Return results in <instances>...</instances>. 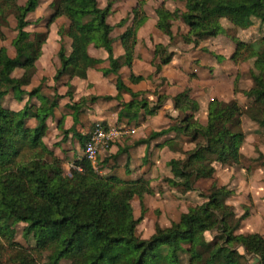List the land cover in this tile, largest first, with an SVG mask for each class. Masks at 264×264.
I'll list each match as a JSON object with an SVG mask.
<instances>
[{
    "label": "trees",
    "instance_id": "trees-1",
    "mask_svg": "<svg viewBox=\"0 0 264 264\" xmlns=\"http://www.w3.org/2000/svg\"><path fill=\"white\" fill-rule=\"evenodd\" d=\"M39 2L27 0L25 5H20L19 0H0L1 41L7 40L2 21L12 16L16 21V37L12 41L15 58L9 56L6 47H0V264H60L62 261L70 264H157L161 258L163 264H180V255L187 252L185 244L191 245L193 253L188 264H245L248 257L254 258L257 264H264V236L238 232L247 215L237 219L234 207L226 203L234 193L227 186L214 184L204 195L206 202L183 213L180 224L174 222L167 227L157 224L149 238L140 239L137 228L142 217L135 218L132 201L143 193H152L149 180L103 176L86 156L77 159L70 174L66 173L65 160L44 140L49 131L47 121L59 107L58 99L42 94L40 87L26 90L46 42V39H32L27 30L28 17L36 11ZM114 3L115 0H110L101 8L99 0H57L53 7L49 24L60 18L68 21L67 28L60 30V66L54 76L55 83L66 76L70 80H87L94 62L89 52L91 47L107 53L109 68L102 69L103 75L117 76L116 96L83 97L67 106L74 120L71 130L80 124L88 103L116 101L122 107L119 115L122 121L138 116L141 110H148L152 115L171 100L175 110L184 114L183 124L153 132L134 146L148 147L153 140L171 132L192 130L194 149L183 158L168 163L173 177L165 178L164 182L180 193L193 192L197 182L214 178L215 162L229 166L240 164L245 136L228 126L236 117L245 115L264 128V45L253 46L240 41L234 56L237 61L254 60L250 75L255 87L243 92L253 100L251 105L243 109L237 101L213 100L208 106L206 124H193L191 120L200 106L188 89L171 98L159 97L155 109L150 111L149 104L138 99L141 93H134L122 81L120 71L133 67L138 33L148 17L144 3L139 1L131 13V25H127L130 16L111 25L108 19ZM155 12L156 27L170 43L175 40L173 23L181 19L189 29L184 41L194 48L208 38L223 34V19L245 28L251 27L254 20L264 24V0H187L184 11H171L161 4ZM124 27V32L114 38V30ZM64 37L71 41L70 52L64 45ZM117 40L123 49L119 57L114 52ZM167 51L164 45H157L154 56L158 58ZM172 54H167L155 65L157 75L163 66L171 63ZM17 68L24 70L20 78L13 76ZM130 78L134 84L144 80L142 76L131 75ZM123 92L131 95L129 102H124ZM10 94L18 101L29 97L22 110L4 105L5 97ZM64 96L73 97V94ZM33 98L39 104L36 113H32ZM32 118L37 121L35 127L28 126ZM64 120L62 117L61 125ZM104 126L107 127L105 123ZM78 137L84 149L88 135ZM129 149L119 150L115 158L128 154ZM148 154L147 151L145 161ZM210 156L214 161L208 159ZM262 158L264 160V156ZM129 162L128 156L127 166ZM21 222L27 224L26 234L36 231V246L25 248L15 241L14 227ZM207 233L212 236L210 244ZM207 244L211 249L202 258L198 249L203 251Z\"/></svg>",
    "mask_w": 264,
    "mask_h": 264
},
{
    "label": "rangeland",
    "instance_id": "rangeland-1",
    "mask_svg": "<svg viewBox=\"0 0 264 264\" xmlns=\"http://www.w3.org/2000/svg\"><path fill=\"white\" fill-rule=\"evenodd\" d=\"M109 1L99 0V6L104 8ZM139 1L144 3V10L147 14L148 21L139 30L135 60L138 63L143 60V57L148 56L149 64L153 67V74L147 79L150 83L148 82L144 86L145 90L138 99H144L150 106L148 109H155L159 97L171 98L173 95L176 96V94L178 95L185 89L189 90L190 96L200 106L199 111L193 120H191L193 124H206L208 106L213 100L223 102L237 101L243 109L251 105L253 100L247 98L243 92L255 87L250 75V71L254 69V60L237 61L234 59V56L237 51V43L240 41L247 43V45H264V24L262 22L254 20L251 27L245 28L235 26L228 20L223 19L221 21L224 29L223 34L216 38H208L201 42L199 47L194 48L193 45L186 44L184 41V37L188 34L189 29L181 19L173 23L175 35L173 43H170L169 38L156 27L157 17L155 11L161 4H164L171 11L176 9L184 11L187 0H115L113 13L108 21L112 25H116L127 16H130L131 20L127 25H131V13ZM26 2L27 0H19L20 5H25ZM56 2L57 0H40L36 11L28 17L30 26L27 30L30 32L31 38H37L38 40L46 39V42L42 47V56L37 61L36 68L31 71L32 82L30 86L26 87L28 89L27 91H32L40 87L42 94L51 98H57L58 101H60V98H67L71 104H73V97L60 96L59 93H76L78 95L87 93V95H91L89 97H92L98 95V93L102 94L106 89V93H109L108 91L110 90L114 93L113 95H116L118 90L115 75H111L110 78L105 76L101 82L94 77L90 80H81L77 83V86H73L71 84L72 80L66 78L58 84L55 83L54 76L60 66L58 59L60 40L62 38L60 30L68 26V21L65 18H60L49 24ZM2 25L7 40H0V47H6L9 56L15 58V49L12 46V41L16 37L15 18L12 16L8 21H2ZM125 28L115 29L113 36L119 33L121 35ZM63 40L67 51L70 52L71 41L67 37H64ZM157 45H164L168 51L163 52L158 58H155L154 55ZM169 53H173L172 61L175 59L176 63L175 65H171V61L170 64L163 66V69L166 68L167 76L169 74L172 77L170 80L163 76L165 75L163 69L159 75L155 72V65L161 63L162 59ZM91 55L99 58L95 59L92 57L94 62L91 70L94 76L99 75L100 77L102 67L104 66L101 59L102 57H106V53L102 49L91 47ZM132 68H126L123 74L120 73V76L122 75V81L127 82L128 86L124 84L130 90L138 88V85L134 84L130 78ZM139 70L141 73L144 70V66H140ZM195 72L197 76L193 74ZM23 73V69L17 68L13 75L20 78ZM145 74L147 76V72ZM98 84H101V86ZM147 86L149 88L146 90ZM100 87L102 88L101 92L98 89ZM235 89H237V93H235ZM122 96L124 102H129L132 99L131 95L126 92H123ZM15 99L17 98L12 94L6 96L4 105L12 109H17L19 106L16 105ZM28 100V96L22 99V107L25 106ZM31 101L35 105L32 113H36L37 107L39 106L37 99H32ZM114 104L117 105V108L122 109L117 102ZM92 105V103H88L84 106V109ZM121 111L119 109V113ZM143 111L141 110L138 116H132L130 118L131 124H128L126 119L122 121L121 119L120 121L116 119V122L109 121L110 123L108 125L106 124L107 127L116 130L119 135L109 147L101 150L96 160L93 161L96 169L103 176L115 175L121 179L136 180L139 175H145L146 179L150 180L153 188L152 193H143L141 197H136L132 201L135 218L139 219L142 217L137 228V236L140 239L149 238L155 232L157 224L162 227H167L174 222L180 224V217L183 213L206 202L204 195L208 193L214 184L217 186H227L229 190L234 192L233 196L226 200V203L234 207L237 219L247 215L243 218L244 221L242 220L245 224L243 228H248L247 230L249 232L264 233V160L262 158L264 156V128L252 122L245 115L236 117L228 126L235 132H243L245 136V141L241 148L242 158L240 164L229 166L215 162L214 167L216 172L213 179L197 182L195 191L193 192L180 193L170 188L164 182L166 178L165 173L168 171L169 177H173L168 163L173 159L183 158L185 153L194 149L195 143L192 140V130L184 133L171 132L166 136L153 140L151 142L153 145L152 150L150 153L148 152V159L146 161L144 158L136 164L130 161L127 166L128 157L115 158L110 156L116 151L118 153L119 150L134 146V143L139 138H148L151 133L175 127L177 123L179 126L183 124L184 114L175 110L171 100H167L162 108L155 111L152 115L147 113L146 115H150V118L147 119L148 123L140 116ZM80 119L83 124L82 127L85 126L87 130L85 135L91 132L95 123H101L103 125L105 123L101 121L95 122L88 116L82 115ZM150 119H152V122H150ZM33 120L35 121V118L29 120V127L33 125ZM77 129L78 126L73 131ZM61 131L63 133V126L61 127ZM62 159L66 162V173L70 174V169L73 168L74 162L77 159H68L66 157ZM208 159L214 161L211 156ZM105 160L106 163L104 162ZM138 168L142 172L132 174ZM119 169L121 170L119 171ZM26 227L27 224L23 222L15 225V241L25 248H31L37 244V233L33 230L26 234ZM40 235H42V232ZM206 239L210 244L212 236L207 233ZM185 247L187 252L180 255V264H188L193 254L190 244H185ZM210 249L211 247L207 244L203 251L199 252L198 249V253L202 258H205ZM247 263L257 264L255 260L252 262L250 259L247 260ZM60 264H70V262L62 261ZM157 264H163L162 258L158 260Z\"/></svg>",
    "mask_w": 264,
    "mask_h": 264
},
{
    "label": "crops",
    "instance_id": "crops-1",
    "mask_svg": "<svg viewBox=\"0 0 264 264\" xmlns=\"http://www.w3.org/2000/svg\"><path fill=\"white\" fill-rule=\"evenodd\" d=\"M109 23H110V21H109ZM119 34L118 35H114L113 37L117 39L120 36ZM89 52L91 54V48H90ZM114 52H115V56L116 57H119V56H121L123 54V51H122V48H121V42L119 40H117L115 42V44H114ZM91 57H93L95 59H99L98 57H94L93 55H91ZM101 60L104 63V66L102 67V69L109 68V62L107 60V53H106V57H102ZM104 60H106V61H104ZM136 61L137 60H135V62H134L135 64H133L134 66L132 68L133 70H132L131 75H134L136 77L142 76L143 78H145V80L143 82H140L139 84H137L138 85L137 86L138 88L137 89H133L132 91L134 93H142L145 90V87L144 86H146L147 83L149 82L147 79H149V77L153 74V67L149 64L150 61H149V57L148 56H146L145 58L143 57V60L139 61L138 63H136ZM173 64L174 65L176 64L175 63V59L172 61L171 65H173ZM140 66H144V70L141 73H140V70H139V67ZM124 69H126V68H123L120 71L121 74L124 73ZM163 71L165 73V75H163V76L166 79H169L170 80L172 77L169 74L167 76L166 68L163 69ZM145 72H147V76H146ZM193 74L196 75V72L193 73ZM131 75H130V77H131ZM110 76L111 75H109L107 77L110 78ZM92 77L97 78V80H99L101 82L104 79L105 76L102 73H100V77H99V75L94 76L92 74V70L90 69L89 72H88V79L87 80H90ZM65 78L66 79H69L66 76V77L63 78V80H65ZM115 78L117 80V76ZM80 81H81L80 79L75 78V79H72L71 84L73 86H77L78 85L77 83L80 82ZM124 83L127 85V82L126 81H124ZM98 85L101 86V84H98ZM148 88L149 87L147 86L146 87V90ZM98 89L100 90L99 92L102 91V88L101 87L98 88ZM26 90H28V89H26ZM75 92H76V90H75ZM106 92L107 91L105 89V91L102 94L98 93V95H94V96L95 97H105V96L114 97V96H116V95H113L114 93H112L110 90L108 91L109 93H106ZM65 94L66 93H63V94L62 93L61 94L59 93L60 96H64ZM89 96H91V95H87V93L86 94H79V95L76 94V93H74L73 94V103L79 102V100L81 98H83V97H89ZM174 96L175 95H173L172 97H174ZM33 99L35 100L36 98H33ZM15 100H16V105L19 106L15 110H17V111L22 110L24 108L21 105V103L23 101L19 102L17 99H15ZM115 102L116 101L99 100V101H97V102L94 103L95 105L93 104L89 108L84 109L85 111L83 112L82 116H88L89 118H91L95 122L96 121H101V122H105V124L108 125L110 123L109 121H111V120H112V122L115 121L116 119L119 120V118H118V116L120 114L119 113V109L121 110V108H117V105L114 104ZM58 103H59V107L55 110L54 117H51L47 121V124H48V127H49V131H48V134H47V136L45 137L44 140H45L46 144L52 150H54V152L56 153L57 156H59L61 158L66 157L68 159H79V158H81L84 155L83 154L84 153V149L82 147L81 140L79 139L78 136H80V135L81 136H86L85 135L86 132H87L86 127L85 126L82 127L83 124H82V121L80 119V124L78 125V129L76 131L71 130V129H73L72 127H73V124H74V120H73L72 111H70L67 108V106L70 105L71 103H70V101L67 98H60V101H58ZM16 105L14 104L15 107H16ZM102 108H103V110H102ZM106 108H108V109H106ZM149 110L151 111L152 109H149ZM147 113H148V110H144L140 114V116H142V119L146 120L145 121L146 123H148V120L147 119L150 118L149 117L150 115H146ZM62 117H65V120H64V123L61 125L60 124V120L62 119ZM125 119L127 120L128 124H131V120L129 118H125ZM32 122H34L33 125H32ZM32 122H31V125L32 126H30V127H35L37 125V121L36 120L35 121L33 120ZM150 122H152V119H150ZM62 126H63V133L61 131V127ZM59 127H60V129H59ZM145 127H146V125H145ZM80 128H82V129L80 130ZM65 131H70V133L66 135V134H64ZM141 139H144V138H141ZM137 140H140V138L137 139ZM57 144H59V145H57ZM156 144H159V143H156ZM80 145H81V148H80ZM149 146L148 147L145 146V145H141V146H138V147L130 146V149L128 151V154H124V155L122 154L119 157H123L124 156V157L127 158L129 156L131 158L130 161L133 164L134 163L136 164L137 162L141 161L142 158H144V156L146 155V152L147 151L150 153V151L152 150V146L153 145L150 143ZM116 154H117V151L115 153H112L110 156L115 157ZM121 169H119V171ZM131 170H134V169H131ZM140 172H142V170L138 168V170L132 172V174H139ZM165 175H166L165 176L166 178L169 177V172L167 171V173H165ZM139 178H145L146 179V176L145 175H139V177L137 179H139ZM169 178H171V177H169ZM132 180H135V179H132ZM147 180H149V179H147ZM253 214H256V213H253ZM243 221H242V224H241V228L238 231L239 233H243V234L260 233V234H262L264 236V233H262V232H254V231L253 232L252 231L249 232V230H247L248 228H243L245 226V224H244ZM240 252L242 253V251H240ZM248 259H250L252 262L254 261V258H252V257H248Z\"/></svg>",
    "mask_w": 264,
    "mask_h": 264
},
{
    "label": "built area",
    "instance_id": "built-area-1",
    "mask_svg": "<svg viewBox=\"0 0 264 264\" xmlns=\"http://www.w3.org/2000/svg\"><path fill=\"white\" fill-rule=\"evenodd\" d=\"M119 133L111 128L97 123L88 134L84 149L85 156L92 162L96 160L98 153L108 147Z\"/></svg>",
    "mask_w": 264,
    "mask_h": 264
}]
</instances>
